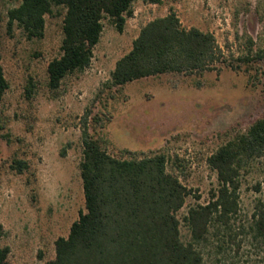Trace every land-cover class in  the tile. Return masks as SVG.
Masks as SVG:
<instances>
[{
	"label": "rangeland",
	"instance_id": "1",
	"mask_svg": "<svg viewBox=\"0 0 264 264\" xmlns=\"http://www.w3.org/2000/svg\"><path fill=\"white\" fill-rule=\"evenodd\" d=\"M21 1L0 0V52L10 83L0 102L1 132L10 133V139L0 136V248H10L9 264L53 259L56 239L67 236L86 209L80 118L87 110L101 118L97 131L111 154H167L168 170L192 190L178 213L182 237L189 240L183 216L206 203L218 184L208 157L229 136L264 117V0H136L125 29L105 19L92 66L67 76L55 92L47 66L61 54L64 10L47 16L42 38H29L18 25H8V11ZM171 7L184 26L213 32L228 63L220 71L164 73L109 87L117 60L131 50L141 26ZM31 78L37 87L28 98ZM16 158L27 161L28 169H13ZM256 178L247 175L243 182L236 239L211 232L201 245L204 264H264V242L241 226L247 227L259 196Z\"/></svg>",
	"mask_w": 264,
	"mask_h": 264
},
{
	"label": "trees",
	"instance_id": "2",
	"mask_svg": "<svg viewBox=\"0 0 264 264\" xmlns=\"http://www.w3.org/2000/svg\"><path fill=\"white\" fill-rule=\"evenodd\" d=\"M135 1L22 0L8 11V25H18L29 38H42L47 16L64 10L61 54L47 66L49 87L55 92L67 76L92 66L105 19L119 31L125 29L128 18L134 16ZM227 56L213 32L184 26L171 7L165 16L141 26L131 50L117 60L108 86L123 87L164 73L220 71L228 63ZM9 87L0 52V102ZM36 87L31 78L26 87L28 98L34 96ZM80 119L86 209L80 211L69 234L56 239V256L43 264H204L201 245L211 232L216 238L227 234L233 241L238 235L234 227L241 215V189L247 175L257 176L253 187L259 196L247 227L241 226L264 242V117L229 136L208 157L218 184L206 203L191 206L183 216L189 240L182 237L178 213L192 190L168 170L167 154L117 157L97 131L101 118L87 110ZM4 128L0 123V136L10 139L9 132H1ZM11 166L18 172L29 167L17 158ZM9 250L8 246L0 248V264H9Z\"/></svg>",
	"mask_w": 264,
	"mask_h": 264
}]
</instances>
